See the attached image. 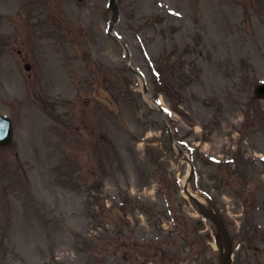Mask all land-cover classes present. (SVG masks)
<instances>
[{
  "label": "rangeland",
  "instance_id": "obj_1",
  "mask_svg": "<svg viewBox=\"0 0 264 264\" xmlns=\"http://www.w3.org/2000/svg\"><path fill=\"white\" fill-rule=\"evenodd\" d=\"M115 2L0 0V264H219L178 150L264 264V0Z\"/></svg>",
  "mask_w": 264,
  "mask_h": 264
},
{
  "label": "water",
  "instance_id": "obj_2",
  "mask_svg": "<svg viewBox=\"0 0 264 264\" xmlns=\"http://www.w3.org/2000/svg\"><path fill=\"white\" fill-rule=\"evenodd\" d=\"M254 94L257 98H264V83L255 87ZM11 135L12 131L8 120L0 117V146H7L10 143ZM198 208L202 217L210 219L216 225L218 232L217 242L219 243L221 240L226 242V250L221 252L220 255V264H230L231 242L221 219L213 210L205 209L200 204H198Z\"/></svg>",
  "mask_w": 264,
  "mask_h": 264
},
{
  "label": "bare ground",
  "instance_id": "obj_3",
  "mask_svg": "<svg viewBox=\"0 0 264 264\" xmlns=\"http://www.w3.org/2000/svg\"><path fill=\"white\" fill-rule=\"evenodd\" d=\"M146 99H148L149 101H151L152 102V100H151V97H150V95H146ZM153 103V102H152ZM154 104V103H153ZM156 107L157 106H161L163 109H164V106H163V104H162V101H161V99H157L156 100V104H154ZM194 196H196L197 197V195L195 194V193H192ZM199 198V197H198ZM200 199V198H199ZM201 201V200H200Z\"/></svg>",
  "mask_w": 264,
  "mask_h": 264
}]
</instances>
